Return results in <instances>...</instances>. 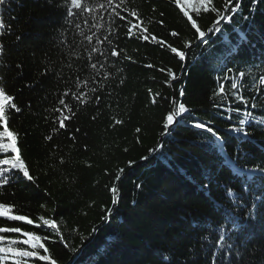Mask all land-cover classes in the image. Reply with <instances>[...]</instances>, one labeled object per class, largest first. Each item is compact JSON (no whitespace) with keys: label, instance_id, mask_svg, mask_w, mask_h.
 <instances>
[{"label":"trees","instance_id":"obj_1","mask_svg":"<svg viewBox=\"0 0 264 264\" xmlns=\"http://www.w3.org/2000/svg\"><path fill=\"white\" fill-rule=\"evenodd\" d=\"M226 2L213 0L231 17L220 21L222 32L208 34V45L196 41L190 49L184 42L194 38V29L172 0H124L119 8L120 0L112 5L80 0L79 9L71 0L0 5V87L21 109H8L6 115L33 177L28 181L10 165H0L10 169L3 174L9 182L0 185V202L34 222L0 218V227L34 231L57 264H227L217 247L220 232L252 210L256 221L244 223V231L228 241L239 250L238 255L233 250L231 264H264V172L257 170L264 168V124L259 123L264 119V0H240L234 14L237 0L227 9ZM133 11L138 15L130 16ZM190 14L205 31L217 19L202 9L199 17ZM241 32L246 38L238 43ZM169 44L186 52L184 62ZM169 69L176 80L169 78ZM233 80L247 105L235 99ZM180 103L189 111L161 137L164 117ZM57 109L69 117L65 128L59 127ZM246 111L256 117L244 126L247 138L229 130L240 126ZM197 121L208 122L222 140L195 128ZM158 143L166 161L155 158L159 153L141 159ZM13 157L0 154V159ZM113 187L118 211L109 222L103 217L113 207ZM41 217L54 220L57 228L43 226Z\"/></svg>","mask_w":264,"mask_h":264},{"label":"snow or ice","instance_id":"obj_2","mask_svg":"<svg viewBox=\"0 0 264 264\" xmlns=\"http://www.w3.org/2000/svg\"><path fill=\"white\" fill-rule=\"evenodd\" d=\"M172 2L175 4L177 8H179L180 12L183 13V16L187 18V21L190 23L191 28L194 29V38L186 40L184 42V48L185 49H190L192 44L195 43L196 41L201 42L202 44L208 45L209 40L207 39L208 34L216 35L218 33L222 32V28L220 26V21L224 20L225 22H229L231 17L230 15H225L224 12L218 11L216 7L213 6V0H172ZM232 0H227L225 4V8L227 9V4H230ZM8 3V0H0V5H5ZM113 0H107L108 5H112ZM124 3V0H120V3L116 5L117 8L121 7ZM71 4L74 8H81V3L80 0H71ZM99 7L104 8L105 5L101 4ZM201 9L203 10L204 13H208L211 11V13H215L217 16V19L213 22V25L210 26L206 31L202 30L201 27L198 24V20L193 17V15L190 14V12L196 13V16L199 17ZM240 9V0H237L236 6L231 8V13H236ZM68 15L71 16L73 15L72 11L69 10ZM116 15L119 16V13H116ZM130 16H137L138 14L133 11L129 13ZM163 15V13H161ZM120 20L123 21L126 18L124 16H119ZM245 19H248L245 17ZM79 27V25H77ZM133 27H138V25H133ZM145 31H147L145 29ZM129 35L133 34V30L130 27L128 29ZM172 36H177L178 33L173 31L171 33ZM245 34L241 32L239 34V41L238 43H241L245 40ZM89 41H91V37H87ZM107 39V38H106ZM144 40L148 39V36H143ZM224 40H227V37H223ZM153 41L158 42L161 45H164L163 40L157 41V38L155 36L152 37ZM108 43L110 44L111 41L109 40ZM168 48L170 49L171 53H173L176 57L179 58V60L183 61L186 59V52L184 50H179L176 47L172 46L171 44L168 45ZM93 51H96L95 48L92 49ZM112 56H117L118 53L113 50L111 52ZM93 68L96 67L95 64L92 65ZM147 67H152L151 65H148ZM161 71H164V69H160ZM229 72L232 70L229 69ZM168 75L171 80H176V75L171 71V69L168 70ZM241 77L244 76V73L241 72L239 73ZM225 80L228 79L227 74L224 77ZM260 84L264 85V76L260 77ZM231 88L233 90H237L236 92L233 93L235 96V99L239 102H243L245 105L248 104V100L239 94L238 92V84L233 80L231 83ZM92 91H95V89H92ZM224 91V85L223 83L220 84L219 86V92L223 93ZM181 96L184 95L183 90H181ZM67 95V93H65ZM75 95V94H73ZM79 99V97H77ZM96 99H99L97 97ZM155 103V100L153 101ZM61 105H65V100L61 99L59 101ZM83 103V101H81ZM67 107V105H65ZM252 108H256L257 104L253 103L251 105ZM11 109L16 112H19L21 109L16 105L14 102V97L12 95H9L6 93V90L3 87H0V127H2V131H0V154H14V157L12 159H0V165H10L11 169L18 170L19 173H22L23 177H25L28 181H33V177L30 175L29 169L25 163V161L21 158V153L20 149L17 146V134L10 130L9 128V117L6 115V110ZM57 111L61 112V117L59 118V127L60 128H65L66 124L65 121L69 119L68 116L63 115L61 109H57ZM189 109L186 108L184 103H180L178 109L174 111H170L166 116L164 117V121L162 124L163 131L161 132V137L169 135L174 126L176 124H179L181 122V117L183 114L188 112ZM239 111V109H237ZM256 117L253 115L252 112L246 111L244 112L243 118L239 120V127H230V131H235L238 133H241L245 138L250 136V133L245 131V124L247 121L250 120H255ZM117 123H120L117 121ZM260 124H264V119L259 120ZM194 127L197 129H205L208 133H211V135L215 138L216 141H221L222 138L218 135V133L213 129V127L209 126L208 122H202V121H197L194 123ZM137 132H140V129H136ZM46 139H51V137H46ZM214 147L217 150H223V145L220 143H217L214 145ZM163 148L164 145L163 143H158L156 147L150 148L149 155L141 157L143 160H148L150 158H153L154 154L159 153L158 156H155V158L160 161H166L167 156L163 153ZM131 163V162H130ZM257 170L264 172V168H258ZM10 171L9 168L4 167L0 168V185L6 184L9 182L7 176H4L3 174L8 173ZM123 169L119 170V173L117 174L116 179H120V175L123 173ZM241 171H247L245 169H241ZM139 188L140 185H137ZM205 187H207L205 185ZM113 193V198H112V205L113 207L108 208L106 210L105 217L103 219L111 221V218L114 214V212L118 211V208L115 206L118 205V197L116 195L117 193V188L113 187L111 189ZM228 195H232V191L229 190ZM239 199L238 198V202ZM0 218H6L7 221H21L25 222L28 225H33V220L29 219L26 215H17L13 214V206L9 205L7 203L0 202ZM43 220V226H48L52 229L57 228V224L54 220H49V219H44L41 217ZM257 219V214L254 213L252 210H248L245 212V214L242 217V221L238 220H232L231 228L224 229L220 232V238L219 242L217 244L218 249L223 252L224 258L227 261V264H231V259L230 257L233 254V250H236L237 255L239 254L238 248H236L235 245L228 243L230 240L231 234L232 233H242L244 231V223H254ZM37 228L42 227L41 225L37 224ZM96 229H93V232H95ZM8 233H17L20 234L23 239L22 240H17V239H7L6 235L3 234H8ZM44 239H47L45 237ZM63 237H61V240ZM82 238V243H83ZM6 242V246H4V243ZM17 244H22L25 246H28L31 250H24L20 247H16ZM65 247H67V244H65ZM39 249H42L45 254L41 255L39 253ZM72 252H76L77 249L73 248L71 249ZM49 252V249L45 246V243L42 242V237L40 235L35 234L34 231H24L22 230L21 226H14V227H0V264H7V262L11 259L13 261V264H27L26 261H22L21 258H36L39 261H46L49 262V264H57V261L55 259H52L50 255L47 253Z\"/></svg>","mask_w":264,"mask_h":264},{"label":"water","instance_id":"obj_3","mask_svg":"<svg viewBox=\"0 0 264 264\" xmlns=\"http://www.w3.org/2000/svg\"><path fill=\"white\" fill-rule=\"evenodd\" d=\"M185 60H183L182 62H184Z\"/></svg>","mask_w":264,"mask_h":264}]
</instances>
